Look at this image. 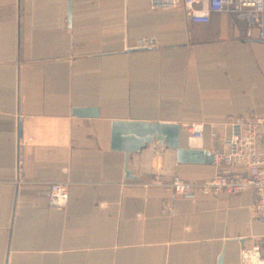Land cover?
Returning <instances> with one entry per match:
<instances>
[{"label":"crops","instance_id":"1","mask_svg":"<svg viewBox=\"0 0 264 264\" xmlns=\"http://www.w3.org/2000/svg\"><path fill=\"white\" fill-rule=\"evenodd\" d=\"M149 1L0 0V264H243L245 251L264 261L253 193L187 201L151 185L210 179L213 163H178L156 140L110 148L112 123L137 122L177 125L180 149L213 154L210 132L229 117L264 116L257 28L228 12L191 24ZM145 37L155 47L138 48ZM53 182L68 185L63 211L47 207Z\"/></svg>","mask_w":264,"mask_h":264},{"label":"built area","instance_id":"2","mask_svg":"<svg viewBox=\"0 0 264 264\" xmlns=\"http://www.w3.org/2000/svg\"><path fill=\"white\" fill-rule=\"evenodd\" d=\"M149 6L152 10L162 11L180 9L191 24H207L211 14L228 12L235 20H246L250 27H256L260 39L264 41V0H150ZM155 44L154 38L145 37L139 41L138 48H153ZM204 127L202 122L189 123L186 128L190 139L201 141ZM221 130V134L211 131L209 135L222 145L221 152L212 154L216 172L210 179L189 183L174 177L168 184L157 180L151 185L165 188L173 196L187 201L221 194L232 197L253 193L254 215L264 220V116L229 117ZM22 172L23 162L19 154L15 180L18 181ZM68 194L66 183H51L46 198L47 207L65 210Z\"/></svg>","mask_w":264,"mask_h":264},{"label":"water","instance_id":"3","mask_svg":"<svg viewBox=\"0 0 264 264\" xmlns=\"http://www.w3.org/2000/svg\"><path fill=\"white\" fill-rule=\"evenodd\" d=\"M73 116L92 118L96 114L89 110H75ZM180 128L177 125L149 124L137 122H114L111 125L110 148L112 151L135 153L153 140L163 143L176 151V160L181 164L210 165L213 155L201 150L179 148ZM126 171V176H128ZM243 264H264L256 251L242 253Z\"/></svg>","mask_w":264,"mask_h":264}]
</instances>
